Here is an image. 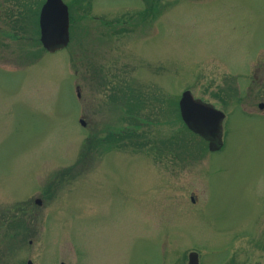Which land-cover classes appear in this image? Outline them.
<instances>
[{"label": "rangeland", "instance_id": "374dc122", "mask_svg": "<svg viewBox=\"0 0 264 264\" xmlns=\"http://www.w3.org/2000/svg\"><path fill=\"white\" fill-rule=\"evenodd\" d=\"M47 1L0 0V264H264V0H63L55 52Z\"/></svg>", "mask_w": 264, "mask_h": 264}, {"label": "water", "instance_id": "95a60500", "mask_svg": "<svg viewBox=\"0 0 264 264\" xmlns=\"http://www.w3.org/2000/svg\"><path fill=\"white\" fill-rule=\"evenodd\" d=\"M41 26L42 42L47 50L55 52L68 46L70 14L68 6L63 0L47 1L41 15ZM190 94V91L185 92L182 101V113L186 122L203 138L210 141L211 151L221 150L223 147L222 136L219 137L217 133H219V123L224 119V115L210 105L193 102ZM204 122L208 124L207 129L202 127ZM29 264L32 262L30 261ZM189 264H200L199 254L192 253Z\"/></svg>", "mask_w": 264, "mask_h": 264}, {"label": "bare ground", "instance_id": "6f19581e", "mask_svg": "<svg viewBox=\"0 0 264 264\" xmlns=\"http://www.w3.org/2000/svg\"><path fill=\"white\" fill-rule=\"evenodd\" d=\"M70 29V28H69ZM69 32H70V30H69Z\"/></svg>", "mask_w": 264, "mask_h": 264}]
</instances>
